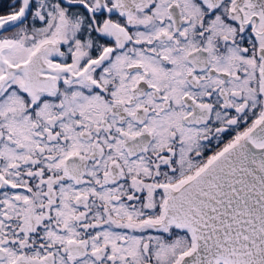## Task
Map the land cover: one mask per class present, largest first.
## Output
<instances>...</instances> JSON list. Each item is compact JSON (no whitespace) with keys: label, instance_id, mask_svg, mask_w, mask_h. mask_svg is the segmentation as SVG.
Segmentation results:
<instances>
[{"label":"snow or ice","instance_id":"obj_1","mask_svg":"<svg viewBox=\"0 0 264 264\" xmlns=\"http://www.w3.org/2000/svg\"><path fill=\"white\" fill-rule=\"evenodd\" d=\"M0 8V264H264V0Z\"/></svg>","mask_w":264,"mask_h":264},{"label":"flooded vegetation","instance_id":"obj_2","mask_svg":"<svg viewBox=\"0 0 264 264\" xmlns=\"http://www.w3.org/2000/svg\"><path fill=\"white\" fill-rule=\"evenodd\" d=\"M4 11H6V9L0 8V13H3Z\"/></svg>","mask_w":264,"mask_h":264}]
</instances>
